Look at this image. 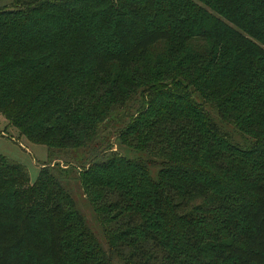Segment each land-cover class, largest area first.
Returning <instances> with one entry per match:
<instances>
[{
	"label": "trees",
	"instance_id": "obj_1",
	"mask_svg": "<svg viewBox=\"0 0 264 264\" xmlns=\"http://www.w3.org/2000/svg\"><path fill=\"white\" fill-rule=\"evenodd\" d=\"M197 1L0 7V114L102 225L0 155V264H264V0Z\"/></svg>",
	"mask_w": 264,
	"mask_h": 264
},
{
	"label": "rangeland",
	"instance_id": "obj_2",
	"mask_svg": "<svg viewBox=\"0 0 264 264\" xmlns=\"http://www.w3.org/2000/svg\"><path fill=\"white\" fill-rule=\"evenodd\" d=\"M13 0H0V7H8L11 6ZM196 3L201 4L199 1L194 0ZM138 101L132 100L129 102V105L125 110L120 112L123 114L127 109L128 113H131L132 110L137 106ZM121 121L122 118H121ZM216 123H218V119H216ZM119 124H117L118 126ZM225 130L232 133V136L235 140H243V137L239 135L236 131H232V129L228 125L220 124ZM236 132V133H234ZM109 144L112 150L115 149V140L114 137H109ZM120 152H124L122 148H117ZM70 150L66 149H57L53 148L50 152V159L47 161L50 165L54 164V168H63V177L61 178V183L64 188L70 193L72 196L75 206L79 213L82 215L87 227L95 234L96 237L101 236V220L98 215L95 213V210L92 209L85 196L83 195L80 184L77 179V168L79 165L72 160L68 155H70ZM132 153V152H130ZM0 155L4 158L18 162L22 164L28 173L29 182L34 181L38 167L41 163L47 162V151L45 145L41 143H32L27 141L24 137L18 136V132L15 128L7 126L5 119L0 114ZM130 155V154H129ZM51 158H54L52 160ZM71 161V165L65 164L66 160ZM51 160V161H50ZM78 165V166H77ZM66 169H64V167ZM77 166V167H76ZM153 169V168H152Z\"/></svg>",
	"mask_w": 264,
	"mask_h": 264
}]
</instances>
